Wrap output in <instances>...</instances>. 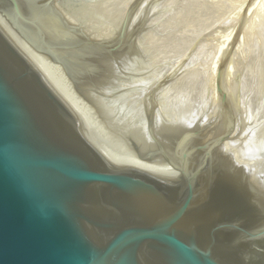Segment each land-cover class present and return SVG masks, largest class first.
<instances>
[{
  "label": "water",
  "instance_id": "obj_1",
  "mask_svg": "<svg viewBox=\"0 0 264 264\" xmlns=\"http://www.w3.org/2000/svg\"><path fill=\"white\" fill-rule=\"evenodd\" d=\"M100 1L0 0V16L128 150L178 178L112 162L0 27V264H264V142L228 149L241 132L232 50L209 104L166 114L154 86L137 110L120 95V53L150 30L153 2L133 0L99 34L77 15Z\"/></svg>",
  "mask_w": 264,
  "mask_h": 264
},
{
  "label": "rangeland",
  "instance_id": "obj_2",
  "mask_svg": "<svg viewBox=\"0 0 264 264\" xmlns=\"http://www.w3.org/2000/svg\"><path fill=\"white\" fill-rule=\"evenodd\" d=\"M151 1L153 2L151 5L156 7L155 13L153 21L151 20L150 30L148 29L147 34L143 36V39L147 37L141 42V46L144 44V47L149 49L147 55L149 54L152 59L146 55L148 60L153 63L157 60V65L154 64L159 66L155 70L162 67L161 69L168 72L171 66L177 69V75L173 76L172 80L179 78L178 82H172L176 83L177 86L174 88H179L180 92L177 88L171 91L170 88L174 85L170 82L172 86L169 83L166 88L171 93H168L166 89L164 92L168 94L167 96H173L168 97L169 99L165 98L167 96H162L166 100L164 102L167 103L168 99L175 104L168 102L169 108L186 106L191 101L195 102V99L200 104L209 101V93L215 78L231 49L232 57L227 79L233 78V81L229 86H232L234 76H237L235 82L238 84L235 86L237 90H241L240 94L241 97L243 96L245 107L251 106V108L248 107L250 109L246 108L248 117L251 115L249 118L253 119V124H250L255 123V128L263 129L264 127L261 128V126L264 124V0ZM131 2L133 0H111L106 4L101 2L100 10L106 20H97V24L113 23L116 21V16L121 15V7L123 9V6ZM160 65H164L165 68ZM164 70L158 72L162 73ZM240 83H245L247 88L242 87L243 84L239 85ZM245 89L247 90L244 93ZM184 94L192 95L195 99L191 97L194 100H190V96ZM249 96L256 101L254 102L253 98L250 100ZM183 97L188 100L187 103L186 100L179 99ZM202 97L205 99L202 100ZM173 99L176 100L173 101ZM178 100L183 103L180 104ZM242 100L240 98L239 102L243 103ZM246 103H249L248 106ZM257 118L262 119L261 122ZM259 123L263 124L260 126Z\"/></svg>",
  "mask_w": 264,
  "mask_h": 264
},
{
  "label": "bare ground",
  "instance_id": "obj_3",
  "mask_svg": "<svg viewBox=\"0 0 264 264\" xmlns=\"http://www.w3.org/2000/svg\"><path fill=\"white\" fill-rule=\"evenodd\" d=\"M101 5H102L101 1L97 2V3L93 4V6H90L88 9L82 10V12L77 15V16L83 18L82 20L88 21L89 22V28L93 32H98L99 34L109 32V28H108L109 26H107L105 24H100V23L97 24L98 22H96L97 20L103 21L105 19V17L103 16V14L101 13V10H100ZM155 8L152 5H150V7H149L150 10H153ZM122 10L123 9L121 7V11ZM115 11H117V10H115ZM116 14H119V13H116ZM116 14H114V15H116ZM114 15H113V17H115ZM120 19H121V15L116 16V18H115L116 21H113L114 24H117L120 21ZM0 27L7 34V36L12 40V42L17 46V48L42 73V75L44 76L46 81L50 84V86L56 91V93L62 98V100L73 111V113L76 115V117L79 119V121L81 123L82 131H83L84 135L86 136V138L92 144H94L100 151H102L112 162L119 164V165L134 167V168H136V169H138L144 173L154 175V176H158V177L178 178V174L172 168H170L168 165H166L165 163L144 161V160L138 158L130 150H128V148H126V146L124 145L122 140L119 137H117L116 135H114L113 133H111L104 126V124L101 122V120L98 119V117L96 116V114H95L94 110L91 108V106L87 102H85L73 90L70 82L66 79V77H65L62 69L60 68V66L52 63L46 57H44V56L36 53L34 50H32L20 37H18V35L8 26V24L4 21V19L1 16H0ZM150 33H151V31L149 32V34ZM146 34H147V31L142 32V34L139 35V37H137L136 43H134L132 46L128 45L129 47L127 46L120 53L122 56L121 59L124 57V55L129 56L128 62H127V64H125V67H124L126 74L119 81V83H120L119 87L122 88V90H124V91H121V94H120L121 97H125L126 99H129L131 101L130 103H132L134 105L133 107L138 110L141 106V101H140L141 96L140 95L143 94V92L146 93L149 89H151V87L155 86L153 88V91L150 94H151V97H153V99L156 100V103L158 105L159 110L162 111L163 113L175 114V113H180L181 111L185 112V111H188V109H192L197 104H200L196 101L194 96L184 94L185 96H190L189 97L190 100H192L194 98L195 100L194 99L193 100L195 102H193V101L190 102V100H189L190 103L186 104V106L180 107V106L176 105L179 108H177V107L169 108L170 105L168 106L167 103L168 102L172 103V101H168V99H169L168 97L171 98L173 95L169 94L170 96H167L168 94L165 93L164 91H165V89H166V91H168L167 85L173 81L172 80L173 76L177 75V69L175 67H172L169 64L171 67H170V70L168 72H165L164 69H161L162 67H160V69H158V70H155V69H157L156 67L159 66V65L156 66L157 60L153 59V61L155 60L154 63L156 65L151 60H148V58L150 56H149V54L147 55V52H148L147 50H149V49L144 47L145 45L143 43H142L143 45L141 46V42H143V40L147 37V36H145V38L143 39V36ZM146 55L148 56V58ZM150 59H152V58L150 57ZM166 65L167 64L165 63V66ZM172 65H174V64H172ZM160 66H164V65H160ZM165 66L163 68H165ZM167 67H169V66H167ZM166 69H168V68H166ZM159 70H164L165 74H163L164 72H162V73L158 72ZM182 77H180V79ZM178 79L179 78H176L174 81L178 82ZM232 81H233V78H228L226 80V86L228 87V91L231 95V97L229 96L230 106H231L234 114L238 115L239 119H240L241 132L239 134V136H240L239 139L237 138V140L231 142L228 145V149H230L234 153L238 154V156H239V154L246 155L248 150L252 146H253L252 148H255V149L258 148L259 147L258 145L260 144L259 142H261V144H263V142H264V128L263 129L255 128L256 127L255 123H254V125L250 124V123L253 124V122H252L253 119L250 120L249 117L251 115L248 117L246 108H248V107L251 108V106L245 107V104L243 105V103H244L243 102L244 99L242 100L243 96L241 97V100L243 103L239 102L240 101V97L238 96L239 90H237L238 88H236V86H235V84H236L235 80H234V83L232 84V86H229ZM180 83H178V84H180ZM241 84H243V83H240L239 85H241ZM170 85H171V83H170ZM173 85H174L173 88H170V90L171 89L175 90L177 88V87L174 88L175 86H177L176 83L175 84L173 83ZM166 86H167V88H166ZM179 86H181V85H179ZM241 86L244 87L245 83ZM242 87L240 89H242ZM178 89L179 88H177V90ZM173 90H171V91H173ZM246 90L247 89L243 90L244 93ZM103 91L108 92L107 89H105ZM243 91H242V94H244ZM168 93H171V92L168 91ZM246 94H247V92H246ZM162 96L163 97L167 96V97H165V98H168L167 103L164 102L165 99H163ZM199 96H201V95H199ZM253 96H254V94H253ZM178 97H179V95H178ZM178 97H176V99H178ZM191 97H193V98H191ZM255 97H256V95H255ZM247 98H248V96H247ZM247 98H245V99H247ZM251 98H253V97L251 96L250 100H252ZM176 99H173V101ZM179 99H181L182 101L186 100L185 97L179 98ZM204 99H205V97L204 98L202 97V100H204ZM250 100H248V101L250 102ZM187 101L188 100H186V103H187ZM253 101L255 102L256 99L253 98ZM199 102H201V101H199ZM181 103H183V102H180V104ZM205 104H209V101H206ZM241 104L243 106H241ZM172 105H175V104L172 103ZM250 108H248V109H250ZM249 113H251V112H249ZM251 114H254V112ZM261 118H262V116H261ZM257 120H260V119L257 118ZM261 120H260V122H261ZM262 124L259 123L260 126ZM262 127H264V124H263V126H261V128ZM254 138H256V139L259 138L258 139L259 141L254 143L253 142ZM257 143H259V144L256 145ZM243 157L244 156H242L241 159H243ZM241 161H243V160H241Z\"/></svg>",
  "mask_w": 264,
  "mask_h": 264
}]
</instances>
